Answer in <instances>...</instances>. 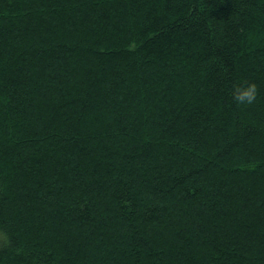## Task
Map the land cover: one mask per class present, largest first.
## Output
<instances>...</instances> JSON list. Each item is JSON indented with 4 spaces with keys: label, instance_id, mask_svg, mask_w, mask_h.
Here are the masks:
<instances>
[{
    "label": "trees",
    "instance_id": "1",
    "mask_svg": "<svg viewBox=\"0 0 264 264\" xmlns=\"http://www.w3.org/2000/svg\"><path fill=\"white\" fill-rule=\"evenodd\" d=\"M0 264H264V0H0Z\"/></svg>",
    "mask_w": 264,
    "mask_h": 264
},
{
    "label": "clouds",
    "instance_id": "2",
    "mask_svg": "<svg viewBox=\"0 0 264 264\" xmlns=\"http://www.w3.org/2000/svg\"><path fill=\"white\" fill-rule=\"evenodd\" d=\"M257 86L249 84L247 88L241 90L239 87H235L233 91V98L237 103L250 105L255 102L257 98Z\"/></svg>",
    "mask_w": 264,
    "mask_h": 264
}]
</instances>
